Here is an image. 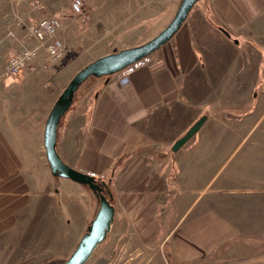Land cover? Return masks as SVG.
<instances>
[{
  "label": "crops",
  "instance_id": "0c3cea01",
  "mask_svg": "<svg viewBox=\"0 0 264 264\" xmlns=\"http://www.w3.org/2000/svg\"><path fill=\"white\" fill-rule=\"evenodd\" d=\"M182 1L95 0L91 11L97 8L104 12L98 16L122 18L126 33L127 28L129 33H136L142 32L137 29L138 24L174 17ZM21 41L22 47L31 44L24 38ZM151 58L128 79L122 80L120 73L91 79L96 81L91 88L89 113L84 114L85 135L66 157L61 153L57 133L61 158L85 173H110L115 164L132 158L148 145L145 127L153 114L159 119L171 114L175 120V106L191 110L179 118L184 125L177 127L184 133L206 117L190 139L193 143L185 148L188 141L175 152L178 170L180 162L185 163L182 171L189 178L182 191H177L184 201L190 202L194 179L198 183L203 179L205 189L202 198L193 196L188 210L180 217V222L184 218L189 220L182 222L176 239L170 243L171 260L174 264H264V128L254 137L258 122L212 121L213 116L221 113L222 103L225 108L230 105L264 113V0H199L176 35ZM26 126L19 129H28ZM238 130H249L246 135L253 132L252 137H233ZM39 133L36 142L40 152L41 142L44 147V129ZM4 138L3 134L0 190L6 185L12 192L20 193V177H35L42 166L26 169L25 165L22 169L20 161L33 162L37 158H26L30 154L14 143L4 142ZM15 148L23 149L24 154L20 157ZM218 175L222 179L215 181ZM52 176L49 166L40 184L41 193L51 197L42 202L45 221H36L28 237L40 233L50 218L48 231L36 236L38 240L61 244L75 234L70 239L77 241L92 219L91 196L85 186L64 178H56L57 181ZM55 184L58 187L53 198L51 186ZM1 194L2 228L4 216L8 217L5 208L11 209L13 216L19 209V202L14 203L19 197L5 206ZM48 204L62 215L55 217L49 213ZM62 204L66 216L61 211ZM16 224L17 221L11 223L10 231ZM19 232L20 229L16 234Z\"/></svg>",
  "mask_w": 264,
  "mask_h": 264
},
{
  "label": "rangeland",
  "instance_id": "374dc122",
  "mask_svg": "<svg viewBox=\"0 0 264 264\" xmlns=\"http://www.w3.org/2000/svg\"><path fill=\"white\" fill-rule=\"evenodd\" d=\"M93 1L84 0L82 14H75L72 10L73 0H0V138L4 134V142L14 143L17 147L23 148L25 153L30 154L26 158H37L33 162L20 161L22 169L25 165L26 169L42 166V168L38 167L40 169L38 172L35 170V177H20L18 188L20 193L12 192L6 185L0 190L5 206L6 203H11L13 199L19 197L14 201V203L19 202V209L13 216L11 209L6 207L4 210L8 217L4 216L5 224L0 227L3 229V232L0 230V264H64L76 250L100 205L96 194L86 186L93 202L94 212L85 233L79 240L70 239L74 238L75 234L67 236L68 240L62 241L61 244L38 240L36 236H41L43 230L48 231L50 218L44 223L40 233L28 237L36 221L37 223L45 221L42 202H48L51 198L41 193L40 189L44 171L49 167V163L42 142L41 151H38L37 136L41 135L40 130L45 128L54 104L81 69L115 50H123L128 45L137 47L150 41L175 17L174 15L162 20L150 19L144 23L145 25L143 24L144 26L136 25L142 32L129 33L127 28L126 33L122 18L98 16L104 12L97 11V8L92 12ZM43 17H56L61 21L62 28L59 35L66 45V55L58 61L50 62L45 69L19 74L5 80L2 75L8 58L12 53L23 48L21 39L24 38L26 25ZM10 40H15V43ZM30 43V45L34 44L33 41ZM151 60L150 56L149 61L140 67L146 66ZM44 62L43 55L39 64ZM119 73L122 80L127 79L122 72ZM91 79L78 89L72 106L58 127L60 150L66 157H69L76 142L84 137L87 129L84 114L89 113L91 88L96 81ZM219 108L221 113L213 116L212 121H236L234 122L236 124L238 120L251 124L258 122L254 137L264 128V113L261 110L252 113L244 107L239 109L237 106L227 105L225 108L223 103ZM174 110L175 120H172L171 114L164 119H159L153 114L148 120L145 127L148 145L143 151L115 164L110 173L107 171L96 175L97 179L110 182L112 202L116 212L110 233L86 264H174L169 253L170 243L176 239L182 222L189 220L184 218L180 222V217L188 210L193 196L202 198L204 196L202 191L205 189L203 179L201 183L194 179L197 193L192 189L194 193L190 202L187 199L184 201L183 196L181 197L177 192L182 191V186L189 183V178L182 171L185 163L180 162L179 172L177 154L175 151L172 152V144L188 132L187 130L184 133L177 125H184L179 118L187 116L189 112L186 111L191 112V110L181 109L179 106H175ZM225 112L227 115H224ZM23 124L29 128L19 129ZM248 131L238 130L236 136H231L237 139L252 137L253 132L246 135ZM193 141L189 140L185 148H188ZM23 149L15 148L14 151L21 157L24 154ZM56 178L59 177L54 179ZM222 178L218 175L215 181H220ZM55 185L51 186L53 198L58 187L57 184ZM48 207L49 213L51 212L53 216L62 215L56 208L54 210L51 204H48ZM45 209L47 211V206ZM61 211L65 216L67 215L64 204ZM12 218L14 219L11 220ZM190 218L192 219V216ZM67 220H70V217ZM16 221V226L10 231L11 223L15 224ZM141 223L144 225H140ZM18 229L20 232L16 234Z\"/></svg>",
  "mask_w": 264,
  "mask_h": 264
},
{
  "label": "water",
  "instance_id": "95a60500",
  "mask_svg": "<svg viewBox=\"0 0 264 264\" xmlns=\"http://www.w3.org/2000/svg\"><path fill=\"white\" fill-rule=\"evenodd\" d=\"M199 0H183L171 23L156 37L137 47L115 50L106 54L81 69L70 81L57 102L54 104L44 128V147L52 174L55 177L71 180L89 187L96 194L98 186L90 174L79 171L66 163L57 150V133L59 124L69 111L78 89L90 78H101L116 74L135 62L146 58L168 43L180 30L189 16L191 9ZM201 118L189 131L176 141L173 151L181 149L206 121ZM100 201L99 209L92 219L87 232L83 235L76 250L64 264H86L95 250L107 238L115 218V206L105 196L96 194Z\"/></svg>",
  "mask_w": 264,
  "mask_h": 264
},
{
  "label": "built area",
  "instance_id": "2783aa9c",
  "mask_svg": "<svg viewBox=\"0 0 264 264\" xmlns=\"http://www.w3.org/2000/svg\"><path fill=\"white\" fill-rule=\"evenodd\" d=\"M38 7H40L38 5ZM40 9V8H39ZM84 0H73L72 10L75 14H82ZM62 28L61 21L56 17H43L26 25L25 40L33 41L34 44L23 47L20 51L14 52L7 60L2 77L6 80L21 74L34 73L39 69H45L50 62L62 59L67 52L59 33ZM44 55L45 62L40 63V57ZM149 61V57L143 58L134 64L126 67L121 72L127 76L133 74L140 66ZM40 65V66H39ZM96 178L95 173H88Z\"/></svg>",
  "mask_w": 264,
  "mask_h": 264
},
{
  "label": "trees",
  "instance_id": "16d2710c",
  "mask_svg": "<svg viewBox=\"0 0 264 264\" xmlns=\"http://www.w3.org/2000/svg\"><path fill=\"white\" fill-rule=\"evenodd\" d=\"M94 180H95V184L98 186V189L96 190V194L105 196L106 199L109 201V203L114 206V204L112 202V200H113V195L112 194L113 193L110 190V182L108 183V182H106L104 180H100V179H97V178H95Z\"/></svg>",
  "mask_w": 264,
  "mask_h": 264
}]
</instances>
